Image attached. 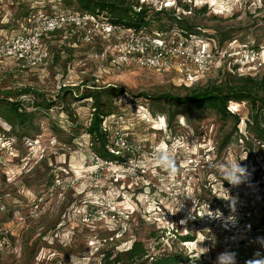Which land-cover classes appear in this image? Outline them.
Returning a JSON list of instances; mask_svg holds the SVG:
<instances>
[{"label": "rangeland", "instance_id": "rangeland-1", "mask_svg": "<svg viewBox=\"0 0 264 264\" xmlns=\"http://www.w3.org/2000/svg\"><path fill=\"white\" fill-rule=\"evenodd\" d=\"M68 1L0 0V39L14 32L16 20L26 11L74 9ZM134 1L154 9H149L156 17L150 20V32H157L158 25L168 29L165 16L154 12L161 7H175V12L180 13L181 7L175 6L179 2L188 3L193 9L206 5L205 12L193 11L189 16L201 25L200 35L213 49V66L193 79L173 69L157 72L134 64L113 66L107 54L118 38L116 34L95 33L90 42L70 35L68 40L48 41L50 58L44 65L19 68L10 60L3 61L0 96L4 91L28 87L48 99L55 95L57 81L65 86L79 85V91L83 90L82 83L121 86L126 93L117 98L118 115L113 121L130 133L132 143L140 145L142 152L136 160L141 162L138 165L143 168L144 177L155 183L153 174L164 171L157 156L149 157L147 151L175 149L178 154L171 155L186 170L184 187L179 196L168 198L149 186L142 188L141 184L128 182V189L122 192L106 180H97L92 174L95 166L90 138L84 132L90 117L89 100L73 101L67 97L66 103L57 102L46 113L36 109L31 127L16 129L15 133L21 136H13L0 118V229L9 231V246L0 248V264H99L102 249L125 250L135 239L142 240L150 252L166 250L199 259L188 264H216L219 253L232 252L230 243L243 238L228 229L231 217L242 214L238 207L228 214L219 212V217H210L213 213L209 214L203 202L220 208L216 199L229 204L228 209L239 202L248 206L250 218L238 228L248 225L247 233L254 237L249 243L264 258V244L258 242L264 235L251 231L264 216V143L256 140L246 126L248 104H228L229 110L240 115L236 131L231 119L224 121L210 111L190 118L178 115L169 127L165 112H161L167 106L152 104L142 96L183 95L192 87L223 83L231 79L228 74L234 73L264 77V0ZM242 157H247L240 163L247 166L251 176L248 183L233 187L223 181L217 165ZM55 175L73 181L71 186L51 187ZM113 191L124 193L118 207L132 213L130 230L121 238L114 236L115 226L109 220L92 218L86 223L82 218L91 205L99 203L100 195ZM39 197L41 203L35 208L34 201ZM197 198L202 202L198 207ZM231 198H235L234 203ZM157 203L162 209L159 217L153 211ZM144 216L155 224L148 223ZM166 221L173 223L170 233L164 229ZM185 235L190 238H180ZM108 236L113 240H107ZM236 264H240L237 259Z\"/></svg>", "mask_w": 264, "mask_h": 264}, {"label": "built area", "instance_id": "built-area-1", "mask_svg": "<svg viewBox=\"0 0 264 264\" xmlns=\"http://www.w3.org/2000/svg\"><path fill=\"white\" fill-rule=\"evenodd\" d=\"M57 31H64L69 36L76 34L77 38L82 42H90L95 33H102L107 36L116 34L118 38L107 54L108 61L113 66L134 64L157 72H166L173 69L182 72L186 78L193 79L207 72L216 59L210 43L201 36H184L177 31L162 34L150 32L145 27H124L119 24H112L103 14L97 12H47L36 10L16 22L15 33L0 39V71L4 69L2 63L5 60L12 61L19 68H33L44 65L50 58L45 39ZM61 86L65 85L57 81L56 89L58 90ZM111 118L113 119L114 116ZM112 123L115 124L110 131L109 143L106 147L113 155L120 156L123 159L127 157V159L117 162L102 159L93 153L95 170L92 174L94 177L97 180H106V182L122 192L124 189H128L125 186L129 182L135 186L141 184L142 188L152 187L155 192L166 194L168 198L179 196L180 190L184 187L182 180L185 179V167L177 165L179 171L175 175L164 169L162 174H153L155 183L147 181L144 177L143 168L138 165L140 161L136 160L142 152L140 145L132 143L133 140L130 133L126 129L118 128L116 121ZM176 151L175 149L167 150L173 155L178 154V151ZM161 152L165 151H159L154 148L146 153L149 157H154ZM191 161L189 159V163ZM72 182L64 180L60 175H55L52 179L51 187L65 189L71 186ZM122 192L116 194L113 191L109 195L105 193L100 195L99 203L91 205L89 210L82 213V218H85L84 221L87 223L92 218L100 217L109 220L115 228L119 229L114 233L116 238L122 236L123 232L129 231V219L132 213L123 212L118 207V203L123 200L122 196L124 193ZM34 202V206L37 208L38 203H41L40 197ZM201 204L202 202L197 198L196 207ZM203 204L207 207L209 214L215 213L217 215L219 214L216 213L218 210L221 213L223 212L220 208H213L206 202H203ZM243 204V202H239L233 208L229 207L230 212L234 210L235 206L238 207L242 210V214L235 218L231 217V221L228 222V229L232 233L243 235L241 240L250 245L249 242H253L254 237L247 233L249 230L248 225L243 229L238 228V225L244 224V221L250 218L248 206ZM159 206L157 203L156 209L153 210L158 217L162 212ZM94 209L95 211L93 212ZM212 210L214 211L210 212ZM162 217L164 218V216ZM166 222L164 229L170 233L174 230L173 223L172 221ZM232 222H235V225H232ZM243 231L245 233L240 234ZM8 236L9 231L6 228L0 229V248L9 246ZM107 239L112 241L113 237L111 236Z\"/></svg>", "mask_w": 264, "mask_h": 264}, {"label": "trees", "instance_id": "trees-1", "mask_svg": "<svg viewBox=\"0 0 264 264\" xmlns=\"http://www.w3.org/2000/svg\"><path fill=\"white\" fill-rule=\"evenodd\" d=\"M67 1V0H65ZM69 4H73L74 9H52L47 12L62 11H87L103 14L112 24H119L124 27H145L150 31V23L152 17L149 13L154 9L150 5L138 4L134 0H70ZM175 6L181 7V12L176 13L175 7H161L154 11L155 14H163L168 20V29L164 30L163 26L158 25L157 32L165 34L177 31L184 36L195 35L201 36V25L191 21L190 16L193 11H206V5L200 9H193L188 3H177ZM38 10H43L38 8ZM36 11L32 9L26 11L18 20L24 18L30 12ZM16 27L14 29L15 33ZM152 31V30H151ZM11 33L10 35H12ZM69 35L64 31H57L50 34L45 42L56 41L57 39H66ZM75 39L77 35H74ZM207 39H211L207 37ZM68 40V39H66ZM221 42V41H220ZM34 68V67H33ZM231 79L223 83H212L202 87H192L183 95L172 93H160L157 95H142L149 99L152 104L166 105L167 123L171 127L178 117L183 115L190 118L193 114H200L204 111L214 113L218 118L226 121L231 119L233 130L239 124L240 115L228 109L229 102H246L249 106L250 114L247 117L246 126L253 134V137L264 143V77L251 75L228 74ZM83 90L79 91V85L61 86L51 98L46 99L42 93H37L31 88H23L18 91H4L0 96V118L12 130V135L21 136L15 133L16 129H28L33 124L36 117L35 110L41 109L44 113L50 110L57 102L66 103L67 97L73 101L89 100L90 117L88 124L84 128V132L90 138V149L98 157L106 160L122 161L120 156H115L107 149L109 143L110 131L112 129V116H117L118 105L117 98L126 93V89L117 85L97 86L94 84L82 83ZM37 94L38 96L34 95ZM71 114V113H69ZM26 136V133H22ZM230 135H228L229 140ZM215 202L220 209L229 213L221 199ZM140 213V212H138ZM141 215V214H140ZM146 216V215H145ZM142 217L143 219H146ZM150 224L156 221L146 219ZM131 226V225H130ZM119 230L115 228L114 233ZM253 230V231H252ZM258 231L264 235V216L258 219L256 225H253L251 231ZM128 232V231H126ZM113 233V234H114ZM125 233V232H123ZM123 235V234H122ZM250 235H252L250 233ZM155 237V233H151ZM108 236L106 238H109ZM181 239L190 238L188 235L180 237ZM108 240V239H107ZM232 252L236 253V259L240 264H245L247 260L255 258L256 251L251 245H246L244 240L231 242ZM99 264H188L192 260L199 262V259H191L182 253L159 251L157 253L150 252L145 243L140 239H135L129 248L125 250L115 251L113 247L102 249Z\"/></svg>", "mask_w": 264, "mask_h": 264}, {"label": "clouds", "instance_id": "clouds-1", "mask_svg": "<svg viewBox=\"0 0 264 264\" xmlns=\"http://www.w3.org/2000/svg\"><path fill=\"white\" fill-rule=\"evenodd\" d=\"M247 157H242L238 161H229L226 163H221L217 165L223 181H227L233 187H238L241 184H246L249 182L251 173L249 172L246 165H242L240 162L245 160ZM157 162L159 165L168 171L170 174L175 175L179 168L176 164L174 157L167 151L161 152L157 156ZM226 190V189H225ZM227 191V190H226ZM233 203L235 202V198H231ZM216 213H219L217 211ZM219 215H211L210 217H219ZM258 242L264 244V238H258ZM216 264H236V253L224 251L217 255ZM245 264H264V258H260V253H255V258L247 260Z\"/></svg>", "mask_w": 264, "mask_h": 264}]
</instances>
